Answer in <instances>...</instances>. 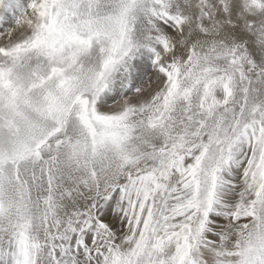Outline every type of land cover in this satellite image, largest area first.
I'll return each mask as SVG.
<instances>
[{"label":"snow or ice","instance_id":"6c2138e0","mask_svg":"<svg viewBox=\"0 0 264 264\" xmlns=\"http://www.w3.org/2000/svg\"><path fill=\"white\" fill-rule=\"evenodd\" d=\"M0 264H264V0H0Z\"/></svg>","mask_w":264,"mask_h":264}]
</instances>
